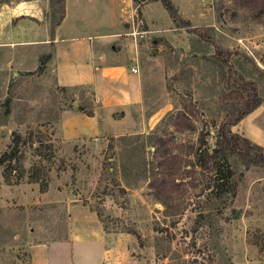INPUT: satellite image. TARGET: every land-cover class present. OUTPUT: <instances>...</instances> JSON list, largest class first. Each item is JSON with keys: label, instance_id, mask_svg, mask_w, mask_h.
Segmentation results:
<instances>
[{"label": "rangeland", "instance_id": "1", "mask_svg": "<svg viewBox=\"0 0 264 264\" xmlns=\"http://www.w3.org/2000/svg\"><path fill=\"white\" fill-rule=\"evenodd\" d=\"M170 1L177 19L160 0H128L120 22L107 24L120 30L107 53L137 69L142 98L110 117L98 109L94 138L60 135L74 102L95 108L90 86L60 90L50 69L28 73L0 46V155L17 133L11 161L22 171L6 181L0 166V264H29L33 242L67 239L70 205L97 218L107 250L105 260L100 246L76 245L75 264H264V166L228 154L218 170L198 155L236 113L246 81L262 101L231 129L264 152V18L232 0ZM39 2L44 16L57 9ZM179 112L191 129L174 124ZM159 137L188 162L182 182L160 195L149 187ZM35 173L41 181L29 180Z\"/></svg>", "mask_w": 264, "mask_h": 264}, {"label": "crops", "instance_id": "2", "mask_svg": "<svg viewBox=\"0 0 264 264\" xmlns=\"http://www.w3.org/2000/svg\"><path fill=\"white\" fill-rule=\"evenodd\" d=\"M127 2L64 0V16L52 34L51 22L43 15L39 0L5 1L0 5V46L7 47L16 67L33 71L39 65V56L49 53L43 71L53 72L55 86L92 88L93 115L75 109L64 116L60 121L64 142L98 136V109L110 117L141 101V80L137 72L131 71L132 64L107 53V45L120 36L119 27L110 30L107 24L120 22ZM72 208L70 205L67 239L33 242L29 246V264H75V246L85 243L100 246L101 257L106 260L103 227L94 215Z\"/></svg>", "mask_w": 264, "mask_h": 264}, {"label": "trees", "instance_id": "3", "mask_svg": "<svg viewBox=\"0 0 264 264\" xmlns=\"http://www.w3.org/2000/svg\"><path fill=\"white\" fill-rule=\"evenodd\" d=\"M51 4H56L57 9L53 8L50 14L46 13L45 18L51 19V34L54 27L57 26L64 16V0H50ZM163 6L168 10L169 15L173 19H177V8L172 4L170 0H160ZM232 3L246 11L253 19L261 20L264 18V0H232ZM49 15V17H48ZM189 24L188 21H184ZM50 54H42L39 56V65L37 66L38 71H43L46 60L49 58ZM35 71V70H34ZM30 71L28 73H32ZM78 87H88L84 86H73L72 88ZM243 90H247V93L243 95L238 92L240 97L239 107L236 113L230 115L225 121L219 124L218 132L216 134V141L213 147L207 146L199 151L200 158L203 164H207L209 161L214 160V165L219 170L221 165L218 163L220 159L227 160L228 154L237 155L241 162L246 166H264V152L262 146L252 142L249 138L241 135L240 133L234 132L231 126L236 124L241 120L246 114L254 110L262 101V98L258 95L256 87L253 82L246 81L241 85ZM60 90H67L71 87H60ZM74 109L79 110L87 115H93V110L87 108L82 104L73 105ZM174 124L184 121L186 123V128L191 129L192 125L185 122V114L179 112L176 116H173ZM19 135L14 133L12 144L9 150L4 151L0 155V166L5 165L4 177L8 181L9 175L13 172L16 174V178H21L22 171H19L14 164H12V159L16 158L19 145ZM161 150L157 155L156 169L152 168L149 175V187H151L156 193H168L171 187L178 186L182 182V176L188 170L186 166L188 162L184 163L183 156L180 151H176L178 144L171 147H166L164 145V140L159 137L157 139ZM40 147V142L35 146L36 149ZM31 182H39L42 179L39 177L38 173L29 178ZM18 182L15 180V183ZM41 183V182H40ZM47 189L45 182H42L40 191Z\"/></svg>", "mask_w": 264, "mask_h": 264}, {"label": "built area", "instance_id": "4", "mask_svg": "<svg viewBox=\"0 0 264 264\" xmlns=\"http://www.w3.org/2000/svg\"><path fill=\"white\" fill-rule=\"evenodd\" d=\"M132 34H133V33H132ZM131 71L134 72V73H136V72H137V69H136L135 67L132 66V67H131Z\"/></svg>", "mask_w": 264, "mask_h": 264}, {"label": "water", "instance_id": "5", "mask_svg": "<svg viewBox=\"0 0 264 264\" xmlns=\"http://www.w3.org/2000/svg\"><path fill=\"white\" fill-rule=\"evenodd\" d=\"M74 105H77V103H76V102H74Z\"/></svg>", "mask_w": 264, "mask_h": 264}]
</instances>
